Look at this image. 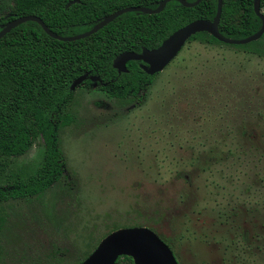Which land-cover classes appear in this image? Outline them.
<instances>
[{
	"label": "rangeland",
	"instance_id": "374dc122",
	"mask_svg": "<svg viewBox=\"0 0 264 264\" xmlns=\"http://www.w3.org/2000/svg\"><path fill=\"white\" fill-rule=\"evenodd\" d=\"M72 92L58 129L69 177L0 203V264H78L132 226L179 264H264V36L187 41L138 96L99 81ZM43 150L37 136L7 157L0 183L35 171Z\"/></svg>",
	"mask_w": 264,
	"mask_h": 264
},
{
	"label": "trees",
	"instance_id": "16d2710c",
	"mask_svg": "<svg viewBox=\"0 0 264 264\" xmlns=\"http://www.w3.org/2000/svg\"><path fill=\"white\" fill-rule=\"evenodd\" d=\"M69 1L0 0V24L33 14L53 32L74 35L88 30L119 8L132 5L154 8L161 0H73L66 6ZM216 5L217 0H200L186 7L170 0L157 13L127 11L91 35L71 41L51 37L32 20L3 35L0 38V172L7 157L26 152L37 136L42 138L44 150L35 171L0 183V203L41 194L61 178L69 177L58 129L73 119L67 106L72 99L69 86L74 78L87 72L99 77L101 89L110 96H138L150 86L155 73L143 71L138 60L127 61V71L118 72L112 66L113 58L122 51L139 52L143 47H156L191 20L212 19ZM259 7L264 8V0H259ZM260 25L253 0H222L218 29L223 35L243 38L257 31ZM192 40L224 43L205 31L191 35L187 41ZM90 82L86 78L82 83ZM3 223L0 216V227ZM122 259L133 264L126 255L118 256L114 264H120Z\"/></svg>",
	"mask_w": 264,
	"mask_h": 264
},
{
	"label": "water",
	"instance_id": "95a60500",
	"mask_svg": "<svg viewBox=\"0 0 264 264\" xmlns=\"http://www.w3.org/2000/svg\"><path fill=\"white\" fill-rule=\"evenodd\" d=\"M170 0H161L154 7L132 5L119 8L97 21L91 28L74 35H59L53 32L42 21V19L33 14L17 16L4 24H0V38L18 24L32 20L41 25L43 30L59 40L71 41L91 35L98 29L106 25L118 15L127 11H142L145 13H157L161 11L166 2ZM186 7L194 6L200 0L189 2L187 0H177ZM74 2H67L66 6ZM222 0H217L216 11L212 19L197 18L178 27L172 31L160 44L153 48L143 47L141 51H122L112 60V66L118 72H126V63L129 60H138L139 67L147 74H154L163 69L180 51L188 38L197 33L205 31L215 37L217 40L228 44H245L261 37L264 32V13L260 10L259 0H253V9L260 18L261 25L254 33L243 38H231L223 35L219 29V18L221 13ZM86 78L91 81H99L96 75H89L85 72L70 83V90L76 85L81 84ZM130 256L133 264H179L172 249L147 226L120 227L104 235L95 247L78 264H114L118 256Z\"/></svg>",
	"mask_w": 264,
	"mask_h": 264
}]
</instances>
